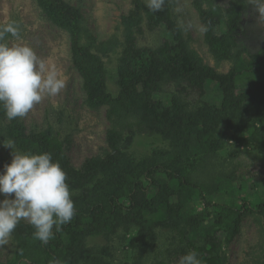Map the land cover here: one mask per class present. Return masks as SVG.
Segmentation results:
<instances>
[{"label":"trees","instance_id":"obj_1","mask_svg":"<svg viewBox=\"0 0 264 264\" xmlns=\"http://www.w3.org/2000/svg\"><path fill=\"white\" fill-rule=\"evenodd\" d=\"M36 1L70 34L72 62L82 79L85 103L94 110L106 108L107 148L78 169L68 155L71 135L62 137L51 124L28 131L23 118L8 120L0 107V142L14 141L15 149L22 152L50 153L67 174L76 207L71 222L47 245L34 239L31 224L17 225L12 233L15 259L9 264H51L54 260L114 264L108 246L95 249L87 241L91 235L110 239L120 230L126 235L135 233L133 264H142L161 238L168 241L165 255L159 253L154 264H179L189 250H196L204 264H231L224 248L239 232L247 210L257 212L264 233V202L254 209L246 199L240 209L220 200L214 203L218 196L235 194L237 181L259 179L264 185V161L250 160L241 149L229 159L220 158L230 140L240 148L253 144L264 152V126L251 123L243 107H252L255 118L264 116V81L250 82L242 94L236 90L237 78L246 68L264 65V57L251 55L238 39L252 0H229L227 7L220 0L194 1L216 66L232 65L227 73L207 64L193 47L192 36L173 12V0H165L163 10L155 13L146 8V0H133L134 9L122 17V37L113 35L105 41L92 34L79 8L64 0ZM162 26L168 33L163 42L139 46L144 27L152 32ZM113 55H117V95L107 85V63ZM209 81L222 89L219 107L201 100ZM190 91H197V101L190 102ZM163 93L172 97L164 101L159 96ZM224 128L232 133H224ZM134 134L161 136L170 143L171 156L162 162L158 155L135 162L128 153ZM6 163L11 160L0 150V172ZM221 232L226 234L224 239ZM255 264H264V243Z\"/></svg>","mask_w":264,"mask_h":264},{"label":"rangeland","instance_id":"obj_2","mask_svg":"<svg viewBox=\"0 0 264 264\" xmlns=\"http://www.w3.org/2000/svg\"><path fill=\"white\" fill-rule=\"evenodd\" d=\"M74 7L79 8L85 18L86 25L92 34L100 41H105L113 35L122 37L121 21L124 15L130 14L134 9L133 0H64ZM174 14L178 22L183 26L188 34L193 38V47L204 58L205 62L215 67L218 72L227 73L232 65L224 62L219 67L209 52L204 41L205 26L202 23L199 13L195 8V0H173ZM229 0H220L223 7H227ZM245 15L244 21L238 29V39L242 46L249 49L251 55L264 57V20L261 19L260 12L251 4ZM16 21L21 26L22 39L17 41L12 37L7 38L10 44L23 43L31 46L40 60L44 61L49 68H55L65 81V87L55 96L45 95L42 101L35 105L33 109L23 117L28 131L40 130L53 125L57 131L65 137L72 136V144L68 151L73 165L80 169L86 159L94 157L107 148V129L109 122L106 116V108L94 110L85 103V95L82 91V79L72 62L71 38L68 31L56 25L43 11L36 0H0V25ZM168 37L165 27H160L157 31L150 32L146 27L142 34L138 36L139 46H157ZM250 62L249 57H245ZM117 55L107 63L108 68V89L117 95L116 85ZM264 81V65L245 71L238 76L236 90L238 94L247 92L250 82ZM190 102L199 99L197 91H190ZM164 101H168L172 95L163 93L159 95ZM224 95L220 86L209 81L206 86V93L201 98L203 103L219 107L222 105ZM247 117H251V123L257 126H264V116L256 117L252 107L243 105ZM254 131V128L252 129ZM224 133L231 134L228 129H223ZM251 132H248V134ZM132 143L128 149L135 162H139L148 156H161L160 161L168 159L171 151L170 143L161 136H148L145 134L132 135ZM241 149L245 157L254 162L264 161V152L250 145L243 148L230 140L224 149L220 151L221 161L229 159L235 150ZM0 150L4 155L12 160V149L4 146L0 142ZM243 184V185H241ZM237 192L233 195L225 194L218 200L242 208L244 200L249 204V208L255 204L264 202V185L259 179L235 182ZM14 196V194H13ZM4 196L0 195V200ZM196 200V199H194ZM199 203L198 201L195 203ZM199 209L203 205L200 203ZM256 211L247 210L245 213L239 232L232 238V241L225 245V251L231 264H255L256 260L263 253L264 233L257 222ZM30 224L26 220H21L18 225ZM220 237L224 239L226 234L221 232ZM90 247L108 246L112 251L110 259L114 264H133L136 254L135 233L126 235L124 231H118L108 239L104 235H91L87 241ZM168 241L161 238L151 253L146 255L142 264H154L159 253H164ZM16 244L13 234L5 246H0V262L9 264L14 261L16 254ZM160 257V259H162ZM24 263V262H23ZM21 263V264H23Z\"/></svg>","mask_w":264,"mask_h":264},{"label":"clouds","instance_id":"obj_3","mask_svg":"<svg viewBox=\"0 0 264 264\" xmlns=\"http://www.w3.org/2000/svg\"><path fill=\"white\" fill-rule=\"evenodd\" d=\"M264 20V0L251 3ZM165 0H146V8L163 10ZM19 41L21 26L12 21L0 25V107L8 120L25 117L45 95L55 96L65 81L55 68L40 60L35 50L23 43L10 44L7 37ZM12 149L11 163L0 172V246H5L21 220L34 228L33 237L47 245L62 226L76 215L67 174L48 152H22L14 141L4 140ZM14 194V196H13ZM51 264H60L54 260ZM179 264H204L196 250H189Z\"/></svg>","mask_w":264,"mask_h":264}]
</instances>
